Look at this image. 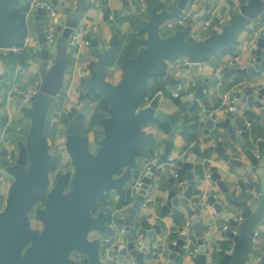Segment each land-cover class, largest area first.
<instances>
[{
    "label": "water",
    "instance_id": "95a60500",
    "mask_svg": "<svg viewBox=\"0 0 264 264\" xmlns=\"http://www.w3.org/2000/svg\"><path fill=\"white\" fill-rule=\"evenodd\" d=\"M51 1L58 4V0ZM174 1L162 0L159 3L162 8L149 2L148 20L134 15L140 31L147 32V37L138 35L137 38L142 41L144 48L123 63L124 76L117 84L108 81L106 76L110 71L109 62L125 38L121 39L118 31H115L108 48H102L100 42L94 38L92 45L95 47L97 61L85 86L87 89H95L109 100V114L102 119L104 136L98 144L97 152L93 153L89 147V136L83 134L88 114L94 108L93 104L87 101L82 107L73 106L72 115L64 117L67 126L66 144L72 156V169L61 174L50 188L51 160L56 159L57 155L50 153L48 132L59 105L56 97L65 83L69 63V37L80 26L91 3L78 0L76 8L63 7L66 21L58 26L61 33L55 47L48 44L43 30L44 9L38 7L35 14L28 15L27 18L35 22V32L41 44L36 49L41 64L35 72L40 84L37 85V93L31 96L29 105L23 104L22 95L17 90H11L9 96L20 118L0 117V176L3 175L11 181L6 204L0 208V264H79L72 257L75 252L85 255L90 264H110L101 258L102 238L90 237L93 230L111 237L117 233L115 226L108 223V215L104 211L98 214L93 212L97 202L106 199L108 189H115L127 203L134 199L128 214L119 216L114 221L121 227L125 226L127 237V243L118 247L113 252L114 255H132L137 264H146L145 257L151 258L158 252L152 239L161 233L160 221L145 227V238L138 247L134 241L133 226L140 219L139 214L146 204L149 189L158 185V181L153 179L159 166L167 160L176 161L183 167L189 182L183 195L178 196L175 179L173 176L169 178L168 201L163 205V213L167 214L171 209L185 208L192 219L193 234L198 244L194 256L195 264H208V239L199 215L201 207H194L191 202L201 183V179L196 178L194 169L196 159L202 156L203 151L200 146L193 147L185 159H176L172 154L176 135L190 129V124L180 121V116L188 108H193L195 103L183 91L179 107L173 112H166L161 108L166 94L164 88H160L148 103L144 104V99L149 91L150 78L154 76H162L169 85L182 89L187 77L178 79L168 72V61L185 56L189 59L186 66L190 68L196 81L194 96L200 97L210 106L206 95L209 82L202 73L203 62L213 53L234 50L235 40L250 20L257 16L264 18V0H241L240 13L235 15L233 21L221 31L213 30L211 35L200 41L190 32V27L176 33L170 31L168 36H163L165 21L179 15L189 0H177L173 8ZM124 3L130 6L127 0ZM17 8H27V3L23 0H0V48L19 46L25 36L22 21L13 16ZM207 8L205 6L196 14L191 11L190 15H193L194 21H199ZM108 16L107 12L106 17ZM116 27L113 24V28ZM254 53L256 60L253 63L237 66L233 62L225 69V74H250L264 68V29L260 33ZM6 85L7 82H3V86ZM236 99L243 104H255L260 109L258 118H264V88L249 87L243 93L238 92ZM203 117L207 125L206 131L215 127L227 129L232 139L240 144V149L251 160V171L259 177L258 195L248 185H244L245 192L238 193L236 189H230L231 181L223 179L218 168L214 166L211 175L219 189L207 199L214 206L219 218L229 223L230 227L224 228L222 235L234 240V247L230 252L224 249L221 251L223 260L228 264H246L255 244L257 227L264 224V165H261L260 158L250 144L248 128L244 126L239 132V120L231 112L225 118L216 120L211 110L206 109ZM151 119L162 126L170 127L168 140L164 151L143 176L140 187L135 190L126 185L129 181H134V175L143 161V155L137 154L140 141H150L154 136L143 127ZM199 121L200 118H197L195 122ZM259 144L263 145L264 141L259 140ZM207 150L218 152L230 164H243L239 156L227 151L228 147L223 141L207 147ZM46 191L45 205L36 209V215L44 223V228L42 231H34L30 227L29 212ZM252 201L257 203L256 207ZM189 239L191 236L181 234L176 243L170 245L172 252L166 264L175 263ZM260 264H264V254Z\"/></svg>",
    "mask_w": 264,
    "mask_h": 264
},
{
    "label": "crops",
    "instance_id": "0c3cea01",
    "mask_svg": "<svg viewBox=\"0 0 264 264\" xmlns=\"http://www.w3.org/2000/svg\"><path fill=\"white\" fill-rule=\"evenodd\" d=\"M23 1L26 2L27 0ZM65 1L67 0H58L57 4V7L62 10L61 17L63 22L66 21V14L63 12ZM68 1H70V6L73 8L77 7L78 0ZM86 1H90L91 4L88 7V10L84 13L81 26H85L89 29L88 37L91 39V43L87 44L84 41V37H82L78 43L69 45L68 47L69 63L65 73V83L59 95L56 97L59 105L56 108L53 125L48 132L50 153L57 155V158L60 150L51 152V147L53 145L59 149L64 148L69 152L66 144L67 126L64 122V117L72 115L71 109L73 106L79 107L80 102L84 101L86 103L89 101L82 96L87 91L91 90L86 88L85 82L92 76L94 72L92 64H96L97 61V57L94 53L95 47L92 45L94 38L100 42L102 48L109 47L110 40L115 31H118L121 39L125 35L129 37H138L140 34L144 35L146 38L147 32H141L139 26H135L132 17L138 15L139 17L148 20L150 17L149 2L157 5L158 8H162L159 4L162 0H127L130 6H126L124 0ZM176 1L177 0L173 3V8ZM222 2L225 4L221 5ZM188 4L191 6L190 12L194 11V14L199 13L205 6L208 8L199 21H194L193 15H189L184 24L175 22L173 26L169 27L164 23V37L168 36V32L170 31L176 33L186 27H190V32L195 35L196 40H203L211 35L213 30L221 31L224 26L233 21L235 15L240 13L241 0H189ZM214 7L220 9L221 17L215 19L211 27L206 31H199L197 28L198 25L205 17L207 18L210 16L211 10ZM36 11L37 9L31 14H35ZM107 12L109 13L108 17H106ZM27 17V30H25V34L28 33L30 35V42L25 48L27 64L22 65L19 62H10L8 58L2 56L6 55L8 52L5 54L3 51H0V90L3 94V100L0 102V117L4 118H13L17 116L14 102L9 96V92L12 90V85L14 83H17L22 89L37 88L36 81L38 76L35 75V72L41 64V59L36 49H39L41 44L39 42L38 34L35 32V22L29 20ZM113 24H116L117 27L113 28ZM258 29H260V33L262 29H264V18L260 16L251 19L245 29L239 33L234 42V50L213 53L207 61L203 62L202 73L204 77L208 78L209 82V88L206 89V95L209 98L210 106L200 97L194 96L192 101L196 103V107H190L185 113H182L180 121L190 124V129L185 131L193 132L194 123L197 118H200L197 139L189 140L184 136L183 132L177 134L174 138L172 154L176 159H185L193 147L196 146H200L201 151H203L202 156L197 157L194 169L196 178L201 179V183L197 187V191L193 194L191 202L194 207H201L199 215L203 220L205 236L208 239L206 258L208 264H228L223 260L221 251L224 249L227 252H230L234 247V240L230 239L227 235H222L224 226L228 225V228L230 227L229 223L219 218V214L216 212L214 206L210 205L207 200L214 191L219 189L217 182L213 180L211 175L213 172L212 167H217L222 178L231 181L230 189H236L238 193L245 192L244 185H248L249 189L258 195L260 183L258 175L251 171V160L244 151L240 149V144L232 139L227 129L224 127H215L206 131L207 125L204 122L203 116L205 110L210 109L216 120L225 118L226 114L230 111H228L225 106L220 105L222 98L226 97L230 101L235 99L239 106V111L231 113L239 120L238 129L242 130L244 126L248 128L250 144L256 152V155L260 158L261 165H264V144L260 145L258 141V137H264V118H258L260 109L255 104H243L236 99L238 92L243 93L245 89L249 87L254 89L264 88V68L258 72L250 74L234 73L232 76L225 74V69L233 62H236L237 66H247L252 63L255 49L254 43H257L260 36V34L259 36L255 34V31ZM143 48L144 44L140 41L139 50ZM184 59L185 56H180L168 61V72L174 74L178 79H181L184 76L187 77L186 83L182 85V92L189 88L192 80H195L190 68L183 65ZM109 65L110 71L108 72L106 79L117 84L124 76L123 63L117 59H113L112 61L110 60ZM112 66L115 67L112 68ZM3 82H7V85L3 86ZM160 83H163L164 87L171 94L175 90H179L178 87L175 88L166 83L162 76H154L150 78V87L147 93L149 99L154 96V94L151 95V91L158 89ZM169 93L164 95L161 108L166 112H173L179 107V103L176 102L173 94L170 95ZM92 104L94 107L95 102H92ZM60 116L62 117V120L59 118ZM89 117L90 113L88 114L87 120ZM86 123L85 127L87 126ZM143 127L147 131L152 132L154 136L150 141H140L138 149L140 151L139 154L143 155V161L134 175V181H129L126 187L134 186L142 169L151 161L155 162L157 160L160 154L164 151L165 144L168 140V133L170 131L169 126L166 128L165 125L162 126L157 121L151 119L145 122ZM84 135H88L90 138L91 134ZM218 141H223V144L228 147L227 151L239 156L243 160V164H230L223 159L218 152L207 150V147L216 145ZM151 146L155 148L153 152ZM70 159L72 165L71 153ZM179 169L180 166L176 161L167 160L161 163L159 170L153 179L154 181H158V185H154L149 189L146 204L143 206L139 214V224L137 223V225L134 226L133 232L135 234L138 230L145 228L140 224L143 220L148 221V224H154L157 221H160V226L162 227L161 233L156 234L152 239L153 244L158 247V252L152 255L151 258L145 257L146 264H166L169 260L170 253L172 252L170 245L176 243L181 235L182 229H186V231L189 232L191 239L186 241L182 252L178 254L174 264H195L194 256L197 253L198 244L193 234V227L186 225L188 219L192 221L191 217L188 215L185 208L180 207L178 212L183 214L184 219L179 223L175 218V212L173 209L167 214H164L162 209L163 205L168 201L169 188L167 187V183L169 178ZM185 178L187 179V177ZM10 185V180H8L6 184H0V208L4 207L6 204ZM219 194L223 195L221 192ZM122 199L124 198L121 197L115 189H108L106 192V199L101 201L94 213L98 214L100 211H104L108 215V223L114 222L117 217L126 216V214H128L132 202L134 201L133 199L130 203L121 202ZM251 203L254 207L257 206L256 202L252 201ZM204 204H206V207H204ZM114 226L117 229V233L111 239V245L114 249L113 252L118 247H123L127 243L126 233L120 231L122 227L116 222ZM257 231L258 233L255 238V244L249 253V258L246 264H260V257L264 254V224H259ZM97 236L102 238L101 258L105 262L110 264H129L132 261V255L116 257L113 252L106 254L104 252L105 235L97 230L90 232L91 238ZM72 257L76 259L79 264H90L85 255L75 252L72 254Z\"/></svg>",
    "mask_w": 264,
    "mask_h": 264
},
{
    "label": "built area",
    "instance_id": "2783aa9c",
    "mask_svg": "<svg viewBox=\"0 0 264 264\" xmlns=\"http://www.w3.org/2000/svg\"><path fill=\"white\" fill-rule=\"evenodd\" d=\"M224 4L225 3L222 2L221 5H224ZM64 5L70 6V1H68V0L65 1ZM38 7H42L44 9L43 30L45 32L47 42L50 46L55 47L57 40H58L60 33H61V31L58 29V26L60 24H64L62 17H61L62 10L60 8H58L57 5H55L51 0H30L29 8L26 12V17L29 14H31L33 11L38 9ZM190 8H191V6L189 4H187V6L181 11V13L179 15H177L176 17H174L172 19L166 20L165 21L166 25L171 27L174 25L175 22H177L179 24H184L186 22V18L190 15ZM220 17H221L220 9L218 7H214L211 10L210 16H208L207 18L205 17L202 20V22L198 25L197 28L199 29V31H204V30L206 31L208 28L211 27L213 21L217 18H220ZM255 34L257 36H259L260 29L256 30ZM88 35H89V29L85 26H81V24H80V26L78 28H76L74 30V32L70 35L69 45H73V44L78 43L82 37H84V41L87 44H90L91 39L88 37ZM193 36L195 37V35H193ZM85 37H87V38H85ZM29 42H30V35L28 33H26L19 46H16L13 48H0V51H3L5 54L11 50L16 51V52H20L28 46ZM254 47L255 48L257 47V43H254ZM255 60H256V54L254 53V55L252 57V63ZM187 64H189V59L187 57H185V59L183 60V65H187ZM114 67L115 66H112V68H114ZM36 84L37 85L40 84L39 78L37 79ZM195 85H196V81L192 80L190 85H189V88L184 90L192 98L194 97ZM12 90H17L22 95L23 104L29 105L31 103L30 98L33 94L37 93L38 87L37 88L22 89L19 87V85L17 83H14L12 85ZM182 93L183 92L179 89V90H175L172 94L174 97L177 98V97H180L182 95ZM2 100H3V94H2V91L0 90V102H2ZM149 101H150L149 96L146 95V97L144 99V104L148 103ZM84 104H85L84 101L80 102L79 107H82ZM220 105L225 106L227 108V110L230 112L236 113L239 111V106L237 105L235 99L233 101H230L226 97H223ZM240 131L241 130H239V132ZM259 140L264 141V137H258V141ZM153 163H154V161H151L142 169L140 176L138 177L137 181L134 183L133 188L135 190L140 187L143 176L151 168ZM173 177L175 179L174 184H175V187L177 188V195L182 196L184 189L186 188V186L188 184V180L180 174L179 170L174 173ZM8 180L9 179L4 177L3 175L0 176L1 184H3V183L6 184L8 182ZM111 224L114 226L115 222H111ZM186 225L192 226V221L188 219L186 221ZM224 228L227 229L228 225H225ZM120 231L122 233H126L125 226H122ZM257 233H258V231L256 230L255 234L257 235ZM181 234L189 235V232L186 231V229H182ZM145 235H146L145 228H142V229L137 231V233L135 234V239H134L135 245L137 247L143 243ZM111 239H112L111 236H105V238H104V241H105L104 252L106 254H110L114 250L112 245H111ZM129 264H137V263H136V260L133 258Z\"/></svg>",
    "mask_w": 264,
    "mask_h": 264
},
{
    "label": "trees",
    "instance_id": "16d2710c",
    "mask_svg": "<svg viewBox=\"0 0 264 264\" xmlns=\"http://www.w3.org/2000/svg\"><path fill=\"white\" fill-rule=\"evenodd\" d=\"M156 1V0H153ZM27 8H17L14 13L13 16L16 18H19L22 23H23V27L25 30H27V24H26V12L29 8V3L30 0H27ZM132 21L134 22L135 26L138 27L137 24V20L132 17ZM124 43H121L120 46L118 47L117 53L115 54V56L111 59V61L113 59H117L120 62L124 63L125 61H127L128 59H130L131 57H134L139 50V46H140V41L137 39L136 36H124ZM3 57L8 58V60H10V62H19L22 65H26L27 64V56H26V50L23 49L20 52H14L13 50L9 51L6 55H2ZM96 66V64H92V68L94 69ZM164 88L165 92L168 94L169 91L164 87L163 83H160L159 88ZM158 89H155L153 91H151V95L155 94L157 92ZM170 95H172L171 93H169ZM83 98H86L87 100H89L90 102H95L94 108L92 110V112L90 113V117L88 118V125L86 127H84V134H89L90 132L94 133L95 136V142L97 144H99L100 140L103 138L104 136V130L99 131L97 129L98 125H102V119L106 116H108L109 114V100L105 97H103L101 94H99L95 89H91L90 91H87L85 94H83L82 96ZM177 103H182L181 101V97H174ZM194 107H196V103L194 105ZM193 107V108H194ZM198 125L199 122H195L194 123V131L193 132H189V131H182L184 136L189 139V140H196L197 136H198ZM166 128H168V125H165ZM155 148H153L151 146V150L152 152L154 151ZM139 149L137 151V153L139 154ZM51 164H52V168H51V172L55 171L59 165V159H52L51 160ZM180 174L183 177H186V170L183 167H180L179 169ZM61 172H58L57 174V178L61 175ZM56 178V179H57ZM45 193H43L39 199L44 200L45 198ZM121 202H125L124 199L121 200ZM101 203V201H98L93 212H95L99 206V204ZM179 209H175L173 210L175 212V218L176 220L180 223L182 222V220L184 219V216L182 213L178 212ZM139 222V221H138ZM135 223V225H137V223ZM139 224V223H138ZM140 224H142L143 227H146L148 225V221L143 220L140 222ZM134 225V226H135ZM133 226V229H134Z\"/></svg>",
    "mask_w": 264,
    "mask_h": 264
},
{
    "label": "rangeland",
    "instance_id": "374dc122",
    "mask_svg": "<svg viewBox=\"0 0 264 264\" xmlns=\"http://www.w3.org/2000/svg\"><path fill=\"white\" fill-rule=\"evenodd\" d=\"M59 118H61V120H62L61 116ZM86 122H87L86 124L88 125V120H86ZM97 129L99 131L104 130L102 125H98ZM89 134H91L90 135L91 142H90V146H89L90 150L93 153H96L97 152V148H98V144L95 142L94 133L90 132ZM56 150H58V151L60 150V152L58 153L59 165H58V167H57V169L55 171L50 172V185H49V188L52 187L53 184L55 183L56 178H57L56 176H57L58 172H61L63 174V173H66L67 171H69V169H72V167H69V166H72L71 165V159H70V153L67 150H65L64 148H60L59 149V148H56L53 145L51 147V152H56ZM47 192L48 191L45 192L44 200L38 199V201L36 202L35 206L29 212L30 227L34 231H42L43 228H44V223L36 215V209L39 206L43 207L45 205V202H46V199H47Z\"/></svg>",
    "mask_w": 264,
    "mask_h": 264
}]
</instances>
